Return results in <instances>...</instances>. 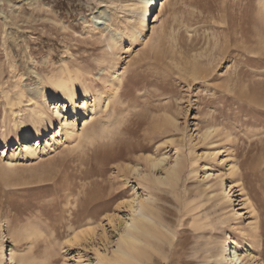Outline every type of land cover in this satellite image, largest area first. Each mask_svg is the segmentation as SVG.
<instances>
[{
    "label": "rangeland",
    "instance_id": "1",
    "mask_svg": "<svg viewBox=\"0 0 264 264\" xmlns=\"http://www.w3.org/2000/svg\"><path fill=\"white\" fill-rule=\"evenodd\" d=\"M162 3L144 43L118 37L110 50L111 32L126 35L138 21L133 0H0V148L13 150L15 113L42 103L48 78L77 72L101 95L93 118L81 110L80 139L29 163L0 159V264L14 233L17 255L30 248L34 264H100L130 202L149 196L160 238L147 240V264H220L228 235L246 264H264V0ZM115 71L121 83L111 98ZM174 162L177 179L158 184ZM205 172L219 174L222 189L236 186L232 204ZM239 193L253 216L235 215ZM26 229L35 235L25 238Z\"/></svg>",
    "mask_w": 264,
    "mask_h": 264
},
{
    "label": "bare ground",
    "instance_id": "2",
    "mask_svg": "<svg viewBox=\"0 0 264 264\" xmlns=\"http://www.w3.org/2000/svg\"><path fill=\"white\" fill-rule=\"evenodd\" d=\"M164 1L168 2L169 0ZM154 5L155 11H157L158 6L162 7L164 4L162 3V0H133V4L130 5V8L133 12L139 14L137 23L131 27L129 26L130 28L127 30L126 35L120 34L121 32H111L110 38L108 39V48L110 50L116 48L118 44V37L120 38V40L129 41L131 45L133 43H144V41L149 36L148 29L153 16V14H151V11ZM92 26V31H100L104 29V26L106 28V22H95ZM66 72V77L47 79V85L52 90L51 92H49V95L47 91L44 92L42 97L43 101L41 104H37L36 102L30 103V100L29 105H25V109L23 110L22 115H19L20 111H18L17 113L12 111L13 113H15V115H17L18 118V122L15 123V128L18 132V138L16 139L13 150L10 153V148H8L7 144L4 145V149L0 148V159H2V161H6V164L8 166H13L16 163H29L34 159H41L48 156L50 153L55 152V150L62 144L66 145L75 142L76 140L81 138L80 133H77L75 131V125L78 121L80 123L81 119L85 115L83 112H81V110L85 108L84 111L87 112L90 118H93V116L96 115V112L101 105V95L94 96L89 84L84 83L80 78L81 76H79L77 72L72 73L68 70ZM191 76H193V74H191ZM110 82V85L112 87L110 96L112 98L117 94L119 85L121 83V74L119 73V71H115L111 75ZM18 96L19 98H21V93H18ZM80 97H83V100H81V107H79V105L77 104ZM50 100L51 102H53L51 106L52 108H50V106L49 108L46 107ZM19 103L21 104V102ZM107 105L108 103H106L105 108ZM10 106L14 107L15 105L10 104ZM44 109L46 110V113H44ZM69 116L72 117L69 119ZM25 117L28 118L27 123L24 120ZM50 117L60 119L58 121V127H54V121ZM29 126L32 128L33 132L30 130ZM110 126H105L104 130L105 128H109ZM110 129L111 128H109V130ZM106 130L105 132H108ZM211 132L212 130H207L203 134V136L209 137ZM46 138H48V140H45ZM116 141L118 142V140ZM165 160L166 158L164 156L159 159H153L150 162L152 170L162 167V165L165 163ZM173 165L174 166L165 169L162 179L158 178L155 180L158 184L164 185V183L167 184L177 179L178 172L174 170L176 169V162H174ZM205 168V166H202V169ZM230 168L228 171L232 172L234 170V167L231 166ZM134 172L137 175L139 174V171L137 169H134ZM204 175L207 179H209L210 177L217 178V176L218 179L220 178L219 180H221V192L219 195H222V199L232 204V198L230 197L232 189L230 188H236V186L232 183H229L228 185L230 187L227 191L226 189H222L224 186V179H222L219 174H206L205 172ZM239 196L240 198L238 202H240L241 206L235 204V206H238L236 213L234 212L235 215L237 217H240L241 213L246 211L245 214H250L251 216H253L254 210L249 205L246 198L240 193ZM148 198L141 199L142 201L138 198H134L132 202H130L129 214H127L125 216L126 219L122 221L120 227L121 232L119 233L118 239L115 241V250L112 251L111 258L103 255L102 257L104 260L101 257L100 259L102 263L100 264H147V262L151 261L152 258L150 257V253H147V249L153 248V246L151 245V243H149L150 241L147 240L151 239L157 241L160 237H156L157 233H154L152 231L154 223L152 222L153 220L150 214L152 212H150L148 209V206H150L148 204ZM252 229L254 230L255 226ZM33 231L27 229L24 230L25 238L30 239L32 236H34L35 233ZM242 234L245 237L244 232ZM19 236L20 235L18 233H14L9 237L11 247L8 251V259L5 260V264H34L35 257L31 253L30 248L26 251V253H20L21 255H17V248L15 245ZM138 245L140 247H137ZM2 250H4L3 247L0 249V260L4 259ZM242 251H244L243 247L240 244H237L232 239V237L228 235L227 240H225L221 244L217 259L220 264H246L244 262L246 256L240 255V252ZM99 257L100 255L97 256V258ZM97 262L98 261H88L86 262V264H98ZM46 263L48 262L46 261L45 264Z\"/></svg>",
    "mask_w": 264,
    "mask_h": 264
}]
</instances>
